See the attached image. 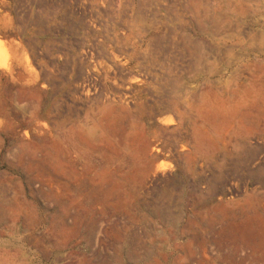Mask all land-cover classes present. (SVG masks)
<instances>
[{"label":"rangeland","instance_id":"1","mask_svg":"<svg viewBox=\"0 0 264 264\" xmlns=\"http://www.w3.org/2000/svg\"><path fill=\"white\" fill-rule=\"evenodd\" d=\"M168 3L0 0V264H264V0Z\"/></svg>","mask_w":264,"mask_h":264},{"label":"bare ground","instance_id":"2","mask_svg":"<svg viewBox=\"0 0 264 264\" xmlns=\"http://www.w3.org/2000/svg\"><path fill=\"white\" fill-rule=\"evenodd\" d=\"M75 148H76V144L74 143L72 138H69L67 141V145H66L67 156L72 154L74 152ZM70 163L72 166L74 165L73 162L70 161ZM4 204H5V202H4ZM0 209H1V206H0ZM53 221L54 222L52 225V229L56 230L58 228H62L64 230H67L68 231L67 234L69 235V237H72V238H78L79 236H81L80 226L75 225L73 227H68L65 224L64 218L62 216H54ZM58 224H60V226H58ZM79 224H80V222H79ZM92 231H93L92 227L87 228L85 231V235L89 238ZM3 244L5 245V243H3ZM4 249L8 250L9 245H5ZM128 256H129V253H128L127 249H121L120 248L117 250L115 261L118 262L119 264H129L128 263V258H129ZM135 264H138V263L136 262Z\"/></svg>","mask_w":264,"mask_h":264},{"label":"crops","instance_id":"3","mask_svg":"<svg viewBox=\"0 0 264 264\" xmlns=\"http://www.w3.org/2000/svg\"><path fill=\"white\" fill-rule=\"evenodd\" d=\"M161 1V0H160ZM165 1V4L163 6V14L167 15V16H170V15H177L178 18H179V15H180V9L177 8V6H175V4L173 3V5L171 6V4H166V0H163ZM203 2L204 0H196V4L197 5H203ZM177 18V19H178ZM175 19V18H174Z\"/></svg>","mask_w":264,"mask_h":264}]
</instances>
